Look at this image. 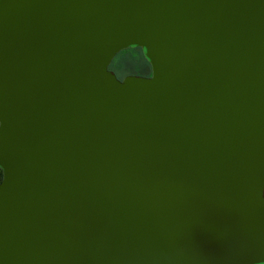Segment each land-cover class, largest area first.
<instances>
[{
	"label": "water",
	"instance_id": "1",
	"mask_svg": "<svg viewBox=\"0 0 264 264\" xmlns=\"http://www.w3.org/2000/svg\"><path fill=\"white\" fill-rule=\"evenodd\" d=\"M0 170V264H264V0H0Z\"/></svg>",
	"mask_w": 264,
	"mask_h": 264
},
{
	"label": "trees",
	"instance_id": "2",
	"mask_svg": "<svg viewBox=\"0 0 264 264\" xmlns=\"http://www.w3.org/2000/svg\"><path fill=\"white\" fill-rule=\"evenodd\" d=\"M108 70L120 81L126 76H150V66L144 56V51L137 47L128 48L117 54Z\"/></svg>",
	"mask_w": 264,
	"mask_h": 264
},
{
	"label": "flooded vegetation",
	"instance_id": "3",
	"mask_svg": "<svg viewBox=\"0 0 264 264\" xmlns=\"http://www.w3.org/2000/svg\"><path fill=\"white\" fill-rule=\"evenodd\" d=\"M146 77H149V76H146ZM0 175H1V179H2V172H1V170H0Z\"/></svg>",
	"mask_w": 264,
	"mask_h": 264
}]
</instances>
